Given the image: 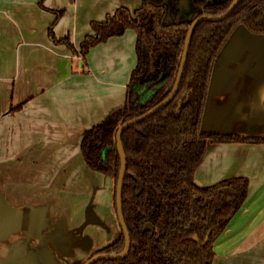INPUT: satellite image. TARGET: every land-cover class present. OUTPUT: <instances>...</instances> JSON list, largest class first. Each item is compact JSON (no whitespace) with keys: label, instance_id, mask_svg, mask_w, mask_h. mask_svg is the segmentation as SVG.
<instances>
[{"label":"crops","instance_id":"obj_1","mask_svg":"<svg viewBox=\"0 0 264 264\" xmlns=\"http://www.w3.org/2000/svg\"><path fill=\"white\" fill-rule=\"evenodd\" d=\"M141 1L0 0V264H81L79 252L94 249L87 226L96 208L111 214L112 183L89 167L81 142L127 100L137 33L109 37L86 56L81 46L93 21ZM203 130L264 138V34L240 27L229 40ZM235 176L249 180V193L216 239L212 264H264V141L211 143L195 181Z\"/></svg>","mask_w":264,"mask_h":264},{"label":"trees","instance_id":"obj_2","mask_svg":"<svg viewBox=\"0 0 264 264\" xmlns=\"http://www.w3.org/2000/svg\"><path fill=\"white\" fill-rule=\"evenodd\" d=\"M231 2L195 0L196 12L220 15ZM167 3L168 0H142L135 9L122 5L105 20L93 21L95 34L88 35L81 46V53L86 56L92 46L109 37L121 35L129 28L137 33V65L127 87V100L111 110L103 121L87 129L81 142L89 167L114 178L116 212L121 170L118 128L146 113L171 93L193 21L166 24ZM177 16L178 12L174 11L175 19L180 18ZM240 26L253 34H264V0H243L227 18L201 21L194 31L175 98L123 133L128 165L123 211L132 247L124 258L100 259L94 264L213 263L214 243L245 202L249 180L235 176L211 186H200L195 181L196 171L211 143L264 141V138L223 136L203 130L215 64ZM64 42L76 49L67 39ZM135 177L144 182L141 193ZM146 222L153 223L154 234L144 229ZM125 245L120 224L118 238L89 258L98 253H121Z\"/></svg>","mask_w":264,"mask_h":264},{"label":"water","instance_id":"obj_3","mask_svg":"<svg viewBox=\"0 0 264 264\" xmlns=\"http://www.w3.org/2000/svg\"><path fill=\"white\" fill-rule=\"evenodd\" d=\"M212 1H214V0H212ZM242 1L243 0H234L231 3L230 7L224 13H222L220 15L215 16V15L204 14V15L197 16L196 18H193L194 14L196 12L195 11L190 12L191 1L190 0H181V2H183L182 3L183 6H182V8L180 7V9L182 10V14H181L180 18L175 19V17L173 16L174 17L173 21L165 22L166 24H173L175 22L189 21V20H192V18H193V21L190 24L189 31L187 34L184 53H183L180 69L178 72V76H177L174 88L171 91V93L163 101H161L159 104H157L155 107H153L152 109H150L146 113L124 122L123 124L120 125V127L118 128V131H117L118 151H119V154L121 156V170H120V175H119V180H118V185H117V212H118L119 222H120L121 226L123 227L125 237H126L125 249L121 253H98V254L92 256L91 258H89L84 264H94L95 262H97L100 259H121V258H124L129 254L131 247H132L131 235H130V232H129V229H128V226H127V223L125 220V216H124V211H123V188H124V182H125V178H126L127 170H128L127 155H126V151H125V148L123 145V140H122L123 133L128 128H130L132 125L138 124L139 122H141V121L145 120L146 118L150 117L151 115L155 114L157 111H159L162 107L169 104L175 98V96L177 95L178 90L180 88L182 79H183V75H184V72L186 69L187 60L189 57L191 42H192L194 31H195L197 25L201 21H204V20L219 21V20H223V19L227 18L233 12V10L237 7V5H239ZM184 2H187L188 5H184ZM171 12L172 11H170L169 13H171ZM240 27H238L237 29H239ZM257 35H262V34H257ZM226 46H225V48H226ZM225 48L223 49L221 56L224 53ZM220 57L218 58V60L220 59ZM135 178L140 183V189H139L138 193H141L144 189V182L137 177H135ZM144 229L146 231H151L153 234L155 233V226L153 225L152 222H146ZM196 239H198V238L196 237ZM208 241H209V236L206 238L205 242L207 243Z\"/></svg>","mask_w":264,"mask_h":264},{"label":"rangeland","instance_id":"obj_4","mask_svg":"<svg viewBox=\"0 0 264 264\" xmlns=\"http://www.w3.org/2000/svg\"><path fill=\"white\" fill-rule=\"evenodd\" d=\"M190 1H191V4H190V7H191L190 8V12H192V11H195L196 12L197 11L196 4L194 3L193 0H190ZM184 5H188V3L187 2H184ZM169 7L170 6H168V9L169 10H167V14H166V17H165V22H170V21H173L174 20V17H173L174 14L172 12L169 13L171 11V8H169ZM241 27L242 28H246L244 26H241ZM109 178H110V181L112 183V184L110 183L111 184L110 187H111V191H112V194H113V209H112V211L109 210V212L111 211V214H108L107 210H103L102 212H100L101 211L100 208H96V210L98 212V215L95 214V216L97 215L95 217V220L91 218L92 219L91 221L94 222V225H88L87 226L88 231H90L92 229L95 231L96 237L94 236V238H95V240H94L95 242L93 244V248L94 249L92 248L93 250L88 254L87 257H86V254L87 253H84L82 251L79 252V258L81 260H83L81 264H84V260L87 258L86 259V261H87L88 258L93 253H95L99 248H102L103 246L109 244L110 241L113 242L114 240H116L118 238L119 234H120V222H119V219H118V213L116 212L115 203H114V201H115V199H114V197H115L114 178H112L110 176H109ZM102 192L104 193V195L106 197H109V192H108L107 187ZM82 214H81V217H82ZM91 217H93V216L91 215ZM100 217L102 218V221L101 222H98V220L100 219ZM100 230L102 231L101 232L102 235L104 234V237L103 238L99 237ZM81 231H82V229H81ZM108 239H109V241L106 242ZM101 245H102V247H101ZM72 259L74 260V259H76V257H74Z\"/></svg>","mask_w":264,"mask_h":264},{"label":"flooded vegetation","instance_id":"obj_5","mask_svg":"<svg viewBox=\"0 0 264 264\" xmlns=\"http://www.w3.org/2000/svg\"><path fill=\"white\" fill-rule=\"evenodd\" d=\"M194 1V3H195V0H193ZM217 0H214V1H212V0H209V3H214V2H216ZM223 1H225V0H223ZM234 0H232V2H233ZM231 2V3H232ZM169 3V4H168ZM168 6H170V8H171V11H172V13L174 14V11H176V12H178V16L177 17H180L181 16V14H182V10L180 9V7L182 8V3L183 2H181V0H168ZM231 3H230V5H231ZM173 7L175 8V10H173ZM230 7V6H229ZM201 15H204V14H201ZM208 15V14H207ZM197 16H200V15H198V12H196L195 14H194V17L193 18H196ZM193 18H192V20H193ZM206 243V242H205ZM86 261V260H85ZM85 263V262H84Z\"/></svg>","mask_w":264,"mask_h":264}]
</instances>
